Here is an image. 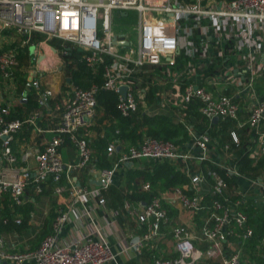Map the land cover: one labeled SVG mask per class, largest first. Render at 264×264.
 I'll use <instances>...</instances> for the list:
<instances>
[{"label": "built area", "instance_id": "built-area-1", "mask_svg": "<svg viewBox=\"0 0 264 264\" xmlns=\"http://www.w3.org/2000/svg\"><path fill=\"white\" fill-rule=\"evenodd\" d=\"M132 11L137 14V23L131 31L115 32V17L129 20ZM52 39L61 41L59 48L48 44ZM45 46L55 54L80 49V59L92 73L102 65L103 84L84 88L70 83L62 103L52 108L54 91L43 81L49 68L41 67V61L49 58ZM24 56L30 58L32 69L19 81L17 71H21ZM40 56L44 58L37 62ZM214 66L216 70L210 75L201 72ZM153 73L172 88L170 94L157 93L161 95L157 96L159 107L172 103L186 115L197 106L211 125L230 121L234 126L230 140L213 139L208 129L197 134L178 117L189 128L188 150L150 135L126 146L115 138L107 146L113 164L98 167L86 128L96 122L99 90L117 93V108L123 116L142 110L147 113L151 107L146 95ZM259 78H264V0H0V223L22 224L24 214L17 207L41 196L47 184L68 207L56 209L52 232L35 249L9 247L0 230V260L9 264H119L117 253L97 228L78 229L77 237L69 241L60 235L65 222L74 218L83 228L95 227V212L101 207L104 216H118L117 209L107 208L105 194L117 167L148 159L179 164L190 178V186L174 187L173 195L183 209L201 213L203 222L198 234L186 225H174L177 255L168 258L152 252L153 264H241L238 243L254 235L246 209L254 205L264 210V169L246 177L236 159L243 144L248 145L255 164L264 157V98L257 96ZM217 85L234 89L217 90ZM123 86L127 87L125 96L120 92ZM4 89L12 91L10 97ZM34 92L37 108L27 110ZM244 93L249 95L246 118H242L236 100V95ZM27 125L32 134L42 136V145L22 138ZM47 133L52 136L47 137ZM68 146L76 156L65 161L63 149ZM217 147L225 157L215 162L216 168L194 171V159L211 160V150ZM195 148L199 155L193 153ZM83 170L90 181L79 178ZM230 175L244 178L249 189L230 185ZM208 179L211 190L206 197ZM141 190L151 191V183H142ZM5 205L9 215L3 213ZM137 207L136 219L147 229L138 238L131 237L129 246L141 255L145 247H156L153 243L163 237L164 227L172 220L160 195H153L145 204L139 202ZM35 217V211H29V221Z\"/></svg>", "mask_w": 264, "mask_h": 264}, {"label": "crops", "instance_id": "crops-1", "mask_svg": "<svg viewBox=\"0 0 264 264\" xmlns=\"http://www.w3.org/2000/svg\"><path fill=\"white\" fill-rule=\"evenodd\" d=\"M56 40L55 43L57 44ZM59 43H60L59 45H56V47L58 48L61 45V41H59ZM48 44H51V42H49ZM79 51L81 50L79 49ZM56 54L58 55V52ZM42 58L38 59L37 62H39V60H41ZM37 69L40 70V68L38 67ZM20 70L21 71H17L19 77L18 79L19 81H22V79L27 77L29 73L27 67L24 66L23 63H22V68ZM215 70L216 67L214 66L209 70L206 69L201 72H203L206 75H210V73L215 72ZM45 75L43 77V81L45 83H49L54 91V98L51 100L52 108L55 107L54 109H57L56 105L62 103L61 101L62 99H64V96L60 98V95H62L63 91H60L58 89V86H56V84H52L50 83V81H46ZM160 77L157 74L153 73V79L149 81V82L152 81V83L150 84H151V88H153L155 91L156 100L153 103L149 104L151 110L150 112H147V114L155 115L162 113V114L170 115L175 121H179V122L181 121L178 119V117H181L183 118V121L187 122L190 128L197 134H200L204 130L208 129L212 133L213 139H219L221 142H226L230 140L231 138L230 130L233 129L234 126H232L226 133H223L222 132L223 125H218V126H215L214 124L211 125L212 123L199 113L198 107L195 106L191 107L188 113H186V115L180 114L177 106H175L172 103L167 108L159 107L157 103V96H161L164 92L170 94V92L172 91L171 84L167 83L164 79H161ZM68 83L70 84V82ZM225 88H228L227 90L234 89L233 86L223 87L221 85H217V87H215V89L217 90H221V89L224 90ZM256 88H257V96L259 98H262V96H264V78L258 79L256 83ZM3 92L7 97H10V95L12 94V91L9 89H4ZM158 92H161V95H157ZM248 98L249 95H247L246 93L236 95V100L239 102L242 108L241 109L242 118H246L249 114L247 108V106L249 105ZM30 101L32 103L31 106L32 108L29 107V102L28 104H26L25 108L27 110H32L37 108L35 92L31 95ZM33 102L36 103V106H33ZM20 111L22 112V110ZM57 113H59V111H56V114ZM97 119L94 125L86 128L89 134V138L91 140V147L93 149L95 158H97L96 156L97 149L95 148L94 143L98 141L100 138L104 137L105 135V129L101 126V123L99 122V120L97 121ZM214 123L216 124L217 122ZM239 132L243 139L242 141L245 142L246 136L242 134L243 132L242 130H240ZM49 134L51 133H47V137ZM24 136L25 135L23 134L22 138L26 140V137ZM30 139H31V144H34L35 142L37 143L39 142L38 146L42 145L43 138L41 135H35L34 133L33 134L31 133L28 140ZM124 143L125 146L130 144L129 142H124ZM189 146L190 145L188 143L186 148L183 149L188 150ZM67 149H73V148L71 146H68L63 149L64 160H65L64 151L65 150L67 151ZM193 153L195 155H199L200 150L198 148H195L193 149ZM223 153H224L223 150L218 149L217 147L211 150L210 153L212 158L211 160L206 162H200L198 159H194V161L192 162L193 170L198 172L201 171L205 172L207 167H215L216 166L215 162H219L225 157ZM66 156H67V160L65 161H69L71 158H75L76 155L73 156L71 152H68L66 153ZM236 159L238 163V157ZM105 161H108L110 163L109 166L113 164L112 163L113 159L109 156H106ZM168 162L175 167V170L177 172L183 175L182 177H184L185 180L176 183V185H173L166 190H157L156 192L157 195H160L162 197L163 206L168 210L172 220L171 222L172 224H169L168 226L164 227L163 237L158 241V243L155 242L153 243L154 246L156 245L154 249L147 246L144 248L143 253L141 255H138L129 246V241L131 237L138 238L147 229V225H142L136 219L137 218L136 211L139 209V207H137L139 202L145 204L150 199L137 200L132 198V195L137 192H149V191L141 190L142 183L149 181L146 180L145 175L142 174L141 172L144 170H151V171L153 170V166L151 164L152 161L148 159H140L117 167L113 184L105 194L107 199V208L117 209L119 211L118 216L115 217H111L110 215L104 216V210L101 207L95 212L96 215L95 223L97 224L95 227L92 224H90V225H86V227L83 228L78 222L75 223V218L72 219L71 221L69 220L65 222L63 226V231L60 235L62 239L65 241L74 239L75 237H77L76 236L77 232H79L78 229L84 232L85 230L90 231L91 229L97 228L107 238V240L113 247V250L117 253L119 264H153V259L151 258L153 253L168 258L175 257L177 254L174 251V241H173V233H172L173 226L177 224H183L186 225L189 230H194L198 234L200 233V229L203 222H202L201 213H192L183 209L179 199L173 195L174 187L181 186L186 188L187 186H190V178L182 171L179 164H175L170 161ZM97 166L103 167V166H99L98 164ZM135 171H137L139 174H135L134 173ZM78 175L79 178L82 180V182H86L87 180L90 181L88 176L89 174L87 173L86 170L80 171ZM235 178H237L240 188L242 189L244 188L245 190L249 189V184L246 183L244 178L242 177L240 178L235 177ZM91 181L92 183L97 184V181L94 178H92ZM210 190H211V181L208 179L204 188V193L206 194V197L208 196ZM6 205L8 204L6 203ZM26 205H28L29 207L28 211L29 210L35 211L36 213V217L34 219L35 221L31 222L28 219L29 227L24 230H19L16 227V225H13L12 229L3 231L6 236L9 247L16 246V248L19 250H28V249L37 248L40 242L42 241L41 238H44L48 233L52 232V225L56 216V209L60 205H63L65 209H68L67 204L61 202V198H56L53 195L50 184H47V186L44 189V193L41 196H38L36 198L33 197L31 201L26 203ZM4 210L3 213H5ZM38 227L40 228V230L43 228V232L45 231L47 232L48 230L49 232L45 233L44 235L42 233L40 234V236H36L37 232H39ZM94 236L96 238L99 237L98 234H94ZM38 237L40 238L38 239ZM21 246L26 248L21 249L20 248ZM109 264H116V263L111 262ZM200 264H220V263L212 262V261L210 262L204 261V262H200Z\"/></svg>", "mask_w": 264, "mask_h": 264}, {"label": "trees", "instance_id": "trees-1", "mask_svg": "<svg viewBox=\"0 0 264 264\" xmlns=\"http://www.w3.org/2000/svg\"><path fill=\"white\" fill-rule=\"evenodd\" d=\"M55 40L56 39H52L50 42L56 47L57 44L55 43ZM69 54L78 56L73 68L72 66L70 68V83H77L84 88L90 87L92 83L100 85L103 84L102 65L98 67V72L94 74L92 73V70L87 67L85 62L81 61V51H79L78 48L73 49V51L71 50ZM97 96V121L99 120L101 126L105 129L104 137L94 143V146L97 149L96 163L99 166L110 165L108 161H105L107 156V146L109 142L115 138H120L123 142H129L130 144H137L144 137V135H150L158 139L172 141L173 143L181 146V148H186L187 144L190 142V133L187 125L182 122L175 121L170 115L162 113L150 115L142 110L138 114L126 117L123 116L117 108V93L101 88ZM262 98H264V96H262ZM30 100L29 107L32 106ZM146 100L148 104H151L156 100L155 91L151 88V85L147 91ZM36 103L33 102V106H36ZM98 112L102 113V115L98 116ZM232 126L233 125L230 121L224 122L222 132L226 133ZM118 129L120 132L119 134H116V130ZM24 135L26 139H29L31 135L30 126L27 125L25 127ZM237 156L238 168L242 175L251 177L263 171L264 157L255 164L253 159L249 157V148L247 144H243V146L238 149ZM151 161L153 170H144L141 172L145 175L146 180L150 181L151 191L134 193L132 195V198L134 199L149 200L156 194L157 190H166L171 186L176 185V183L185 180L184 177H182L183 175L177 172L175 167L168 161ZM221 172L224 173L222 170ZM134 173L139 174L137 171ZM227 179L231 185L238 184L237 178L232 175L227 176ZM28 208V205L17 207V210L22 211L24 214V222L22 224L16 225L14 223H10L9 225H2L0 223V230H10L13 225H16L19 230L27 229L29 227L28 218L30 211H28ZM246 211L249 214L250 223L254 228V235L251 239L247 241H239L238 243L239 247L242 249L241 264H264V210L261 206L250 205ZM4 212V214L9 215V208H6ZM48 232L49 230L47 232L45 231L43 235Z\"/></svg>", "mask_w": 264, "mask_h": 264}, {"label": "rangeland", "instance_id": "rangeland-1", "mask_svg": "<svg viewBox=\"0 0 264 264\" xmlns=\"http://www.w3.org/2000/svg\"><path fill=\"white\" fill-rule=\"evenodd\" d=\"M117 16V15H116ZM114 31L115 32H122V31H126L130 30L131 31V27L133 28V26L135 25V23H137V14L136 12H131L130 13V17L129 20H123L122 18H119L118 16L115 17L114 21ZM101 24V21H100ZM133 32H135L133 30ZM135 36V34H134ZM59 39L56 40L57 45H59ZM70 44H68L69 46ZM72 45V44H71ZM46 49L48 46H45ZM31 51L33 50V48L30 49ZM73 51V49H72ZM48 53V52H47ZM32 57V55L30 56ZM48 59H47V64L46 66L49 68L47 72L44 73L45 80L46 81H50V83L52 84H56V86H58V89L60 91H63L62 95H60V98L64 95V92L69 89L68 85V81L67 78H70L71 75V66L73 68V65L75 64L76 58L78 56H74L71 54H63V52L61 50L58 51V55L55 53H48ZM30 58L28 56H24L22 57V63L24 66L27 67L28 70L32 69L29 68V64H30ZM32 63H36V60H33ZM44 66V67H46ZM34 68V67H33ZM62 69V70H61ZM75 85H79L77 83H74ZM102 113L98 112V116H101ZM52 134H49L48 137H51ZM71 152L73 156H75V150L74 149H67V151H64L65 154V160H67V156L66 153ZM230 184V183H229ZM231 185V184H230ZM39 232H37L36 236H40V234L44 233L43 232V228L40 230V228L38 227ZM35 236V237H36ZM40 237H38L39 239ZM43 239V238H41ZM21 249H25L26 247H20Z\"/></svg>", "mask_w": 264, "mask_h": 264}, {"label": "water", "instance_id": "water-1", "mask_svg": "<svg viewBox=\"0 0 264 264\" xmlns=\"http://www.w3.org/2000/svg\"><path fill=\"white\" fill-rule=\"evenodd\" d=\"M54 50H55V49H54ZM40 58H42V57H40ZM67 81L70 82V78H67ZM126 91H127V87H126V86H123V87L120 88V92H121V94H123L124 96L126 95ZM213 121H214V122H217V121H218V118L215 117V118L213 119ZM120 148H121V146H118V147H117L118 150H120ZM0 264H9V263H8L7 261H3V262H2V261L0 260ZM10 264H12V263H10Z\"/></svg>", "mask_w": 264, "mask_h": 264}, {"label": "bare ground", "instance_id": "bare-ground-1", "mask_svg": "<svg viewBox=\"0 0 264 264\" xmlns=\"http://www.w3.org/2000/svg\"><path fill=\"white\" fill-rule=\"evenodd\" d=\"M47 52L51 53V49L49 47H47ZM46 64H47V61H41L42 66H46Z\"/></svg>", "mask_w": 264, "mask_h": 264}]
</instances>
